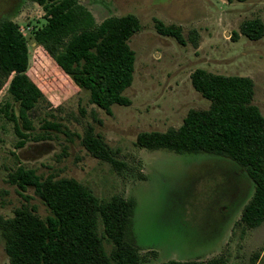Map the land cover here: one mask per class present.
<instances>
[{
  "label": "rangeland",
  "instance_id": "1",
  "mask_svg": "<svg viewBox=\"0 0 264 264\" xmlns=\"http://www.w3.org/2000/svg\"><path fill=\"white\" fill-rule=\"evenodd\" d=\"M79 1L97 22L128 14L139 19L141 30L129 40L136 52L134 81L124 92L132 103L115 104L111 113L92 103L89 92L35 41L34 28L46 22L42 6L34 0H0V23L14 20L27 35L28 73L45 95L30 113L34 130L20 148L15 123L0 112V217H13L23 204L35 205L42 218L51 214L34 187L22 190L10 182V173L22 165L42 177L74 178L103 200L134 201L140 264H264V223L248 228L240 222L253 194L244 170L225 157L150 150L137 143L143 131L179 128L191 110L210 107L192 83L199 68L252 78L253 102L264 114V32L259 40L242 32L248 21L264 23V0ZM158 20L179 26L185 44L159 33ZM8 100L15 103L5 86L0 105ZM46 121L60 124L61 130L46 128ZM91 128L125 166L99 159L83 145ZM106 247L112 251V245ZM0 264H10L1 232Z\"/></svg>",
  "mask_w": 264,
  "mask_h": 264
},
{
  "label": "trees",
  "instance_id": "2",
  "mask_svg": "<svg viewBox=\"0 0 264 264\" xmlns=\"http://www.w3.org/2000/svg\"><path fill=\"white\" fill-rule=\"evenodd\" d=\"M45 11L46 22L32 35L90 101L107 112L115 104L129 106L124 94L134 81L136 52L129 44L141 30L139 19L128 14L97 22L79 0H34ZM245 2L247 0H237ZM159 33L185 44L181 28L158 20ZM242 32L251 40L263 36L261 19L248 21ZM27 35L19 23H0V92L8 86L15 103L6 101L0 112L15 123L24 146L34 130L30 113L45 97L30 77ZM193 86L211 101L208 109H193L179 128L143 131L137 143L150 150L167 149L178 154H208L230 159L246 172L253 194L244 206L241 223L256 228L264 223V114L254 100L252 78L211 74L203 68L191 76ZM46 128L60 124L45 122ZM68 134L67 130H64ZM50 134L34 136L46 139ZM83 145L97 158L123 165L100 134L89 129ZM20 189L34 187L51 214L42 218L35 205L16 207L14 216L0 217V232L10 264H140L141 255L133 230L134 201L123 197L100 199L74 178L42 177L35 169L20 165L10 173ZM29 200L28 196H25ZM102 226V230L100 229ZM106 244L112 245V251ZM163 264H220L217 260H170Z\"/></svg>",
  "mask_w": 264,
  "mask_h": 264
}]
</instances>
